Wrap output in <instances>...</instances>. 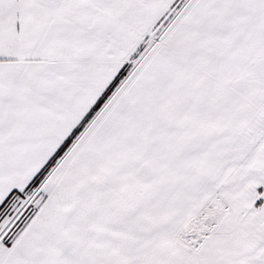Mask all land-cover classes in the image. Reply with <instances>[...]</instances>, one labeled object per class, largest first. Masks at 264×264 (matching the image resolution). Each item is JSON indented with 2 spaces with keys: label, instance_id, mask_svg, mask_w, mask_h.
<instances>
[{
  "label": "snow or ice",
  "instance_id": "snow-or-ice-1",
  "mask_svg": "<svg viewBox=\"0 0 264 264\" xmlns=\"http://www.w3.org/2000/svg\"><path fill=\"white\" fill-rule=\"evenodd\" d=\"M0 264H264V0H0Z\"/></svg>",
  "mask_w": 264,
  "mask_h": 264
}]
</instances>
